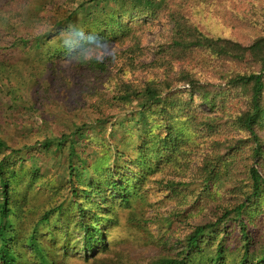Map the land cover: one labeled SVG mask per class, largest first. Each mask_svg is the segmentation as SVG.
Returning a JSON list of instances; mask_svg holds the SVG:
<instances>
[{
	"label": "trees",
	"instance_id": "16d2710c",
	"mask_svg": "<svg viewBox=\"0 0 264 264\" xmlns=\"http://www.w3.org/2000/svg\"><path fill=\"white\" fill-rule=\"evenodd\" d=\"M22 1L39 8L0 10L8 108L38 112L53 94L24 101V88L61 78L62 63L93 77L83 92L97 101L90 126L72 115L18 148L0 138V264H60L55 251L80 243L109 253L123 210L141 219L144 252L112 264H264V7L244 0L234 18L253 34L239 39L211 25L230 0ZM167 25L140 61L146 33ZM110 45L126 47L113 63Z\"/></svg>",
	"mask_w": 264,
	"mask_h": 264
},
{
	"label": "rangeland",
	"instance_id": "374dc122",
	"mask_svg": "<svg viewBox=\"0 0 264 264\" xmlns=\"http://www.w3.org/2000/svg\"><path fill=\"white\" fill-rule=\"evenodd\" d=\"M256 2L259 6L264 7V0H251ZM59 0H56L55 3H58ZM244 0H230V10H226L223 8L218 9V13L214 17H225L226 20L224 23H219V25H215V23H211L213 27L221 30L223 29L224 33H227V30H231V35L235 37H239V39H248L249 35L253 34V30L251 28L244 27L240 22L237 23L236 15L240 13V11L244 10L246 6L243 4ZM11 5V7H10ZM25 6L31 7L33 10L38 9L39 6L34 5L32 2H24L22 0H0V10H10V11H19ZM10 7V8H9ZM47 8H51L50 5H47ZM233 11V12H231ZM231 17V18H230ZM236 19V20H235ZM234 23V24H233ZM169 30V26H157L153 31L146 33V37L144 39L143 45L149 49L146 58H141L140 61H150L153 58L152 50L154 49L155 44L165 36V33ZM2 44L6 46L9 45L10 38L9 37H0ZM126 47L118 48L115 45H110L109 48L105 51V57L111 58L112 63L115 61L118 53L122 54ZM14 60H10L7 63H12ZM109 63H111L108 60ZM62 66L66 68L65 75H62L59 79H52L44 76L43 80H41V85L37 88L36 85L30 83L28 88H31L29 92H27L28 88H24V101H27L29 96L27 93H35L38 91H42L43 89L48 88L51 94H53L52 98L48 97L46 102L42 101L40 104L41 109L36 113H30L26 110L21 109L22 107H17L13 110L8 108L6 104V89L0 84V138L5 139L8 144L12 147L18 148L21 143L30 141L28 135L31 138H35V132L38 131H50L54 132L56 130L67 131L68 129V121L72 115H76L79 121L85 122L87 125H91L93 119L89 116L88 106L97 101V96L93 95L91 92L89 94L92 95V98L88 95H85L83 92L86 87L85 85L91 86L94 84L93 82H89L93 77H89L84 79L81 76L76 74V71L69 68L67 63H62ZM32 84V86H31ZM70 88V91H68ZM185 88V87H183ZM73 94V95H72ZM27 95V96H25ZM79 95V97H78ZM90 95V96H91ZM78 99V110L76 112L75 109V101L72 97ZM30 100V99H29ZM42 100V98L40 99ZM77 104V103H76ZM24 108V107H23ZM200 108H203L200 106ZM124 113V112H123ZM122 114V113H121ZM88 126V127H89ZM29 127L32 129L29 134L24 133V131ZM96 130H99L98 127H95ZM110 131V126L106 125V128L102 131H99L100 135L104 138L108 137V133ZM83 147L85 143L83 142ZM56 157V156H55ZM54 157L50 158L49 164L47 165L49 168L43 169L45 172H53L51 169V163ZM61 170V169H60ZM59 170L58 176H62V172ZM66 193V192H65ZM159 196H152L150 201L155 202L160 199V204L165 205V196L162 193L158 194ZM162 206V207H163ZM172 205L168 204L165 208H162L163 211L170 209ZM153 213V209H147V216ZM131 214L123 210L119 213L117 223L118 227H112L109 232L110 243L112 247L109 253H104L102 251L97 252L99 248H95L93 253L89 254L85 253L80 245L76 244V248L68 250L66 253L63 248H58L55 251L57 256V261L60 264H112L116 259L117 253L129 254L135 256L138 253H143L144 248H141V237L139 236L140 232L138 228L141 225V219L138 216H135V220L129 221L128 215ZM140 219V223L138 220ZM104 229V227H102ZM81 241V237L79 234L76 235V238ZM78 245V246H77ZM117 252V253H116ZM153 255V251L150 249L144 253V257L147 258Z\"/></svg>",
	"mask_w": 264,
	"mask_h": 264
}]
</instances>
